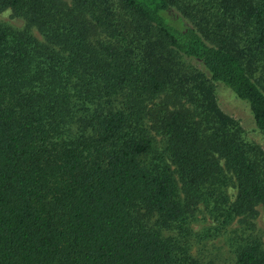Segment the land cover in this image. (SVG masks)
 <instances>
[{
  "label": "trees",
  "instance_id": "1",
  "mask_svg": "<svg viewBox=\"0 0 264 264\" xmlns=\"http://www.w3.org/2000/svg\"><path fill=\"white\" fill-rule=\"evenodd\" d=\"M5 10L24 26L0 23V264H214L195 247L233 223V263L264 264V154L214 94L264 137V0Z\"/></svg>",
  "mask_w": 264,
  "mask_h": 264
},
{
  "label": "rangeland",
  "instance_id": "2",
  "mask_svg": "<svg viewBox=\"0 0 264 264\" xmlns=\"http://www.w3.org/2000/svg\"><path fill=\"white\" fill-rule=\"evenodd\" d=\"M0 23L6 24L16 30H21L24 26L23 21L18 18H13L8 10L0 12ZM31 34L35 38H38L37 33L33 29L31 30ZM214 94L219 109L238 123L242 130L244 140L257 145L264 154V137L254 127L247 105L218 84L214 85ZM227 194L229 200L232 201L235 196V190L228 188ZM255 209L257 215L252 223L255 233L259 236L264 246V214L260 206H257ZM201 210L199 208L200 212L197 215L196 223L191 226V229L195 232L213 226L211 220ZM236 228V223H233L225 234L214 239L206 240L202 246H197L195 249L197 251L199 248L202 249L203 258L205 260L213 259L214 264H234L227 239L233 236L232 231Z\"/></svg>",
  "mask_w": 264,
  "mask_h": 264
}]
</instances>
